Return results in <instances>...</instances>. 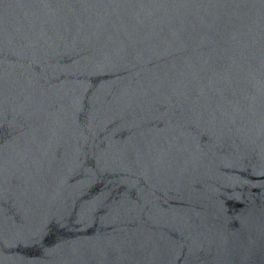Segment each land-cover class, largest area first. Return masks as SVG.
Segmentation results:
<instances>
[{
    "label": "water",
    "instance_id": "obj_1",
    "mask_svg": "<svg viewBox=\"0 0 264 264\" xmlns=\"http://www.w3.org/2000/svg\"><path fill=\"white\" fill-rule=\"evenodd\" d=\"M0 264H264V0H0Z\"/></svg>",
    "mask_w": 264,
    "mask_h": 264
}]
</instances>
